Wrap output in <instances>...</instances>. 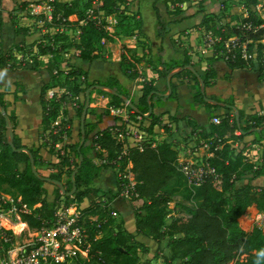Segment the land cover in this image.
Masks as SVG:
<instances>
[{
  "label": "trees",
  "instance_id": "trees-1",
  "mask_svg": "<svg viewBox=\"0 0 264 264\" xmlns=\"http://www.w3.org/2000/svg\"><path fill=\"white\" fill-rule=\"evenodd\" d=\"M98 1L101 3L102 10L112 12L123 0ZM183 1L165 0L164 3L167 7V2L175 4ZM239 1L247 10L245 15L236 16L237 25L227 24L226 30H222L221 26H217L212 18H206L202 23L213 35L220 38L219 43L222 45V50H225L222 44L223 40L234 36L238 42L246 45L248 51L254 53L253 58L246 60L240 57L239 52L234 57L230 56L226 60L229 69L243 68L256 61L257 70L262 71V62L264 61V25L262 26V24H264V19L250 9L251 6L257 4L258 0ZM50 2L55 9L52 11L51 20L47 23L48 26L67 25L69 15L80 12L79 8L82 11V9L90 7L93 0L85 2L82 0H52ZM22 3L25 5L27 2L23 1ZM152 8L155 16L154 34L162 40L169 32L172 20H167L164 17L155 2H153ZM173 8L174 15H179L182 12L180 7L174 6ZM81 31L80 39L77 42L69 41L63 31L55 33L50 37L49 45H38L40 53L55 55L57 51L67 50V47L74 46L79 50L77 59L81 63L91 64L100 57L98 40L102 38V46H106L111 38L94 22L89 23ZM60 40L62 43L57 51H54L52 47ZM159 50H161V46ZM6 59L0 56L2 67H5ZM155 60L158 78L164 81L173 68L191 64L187 51H183L180 59L172 58L166 61L160 54H157ZM56 63L57 60L53 59L46 64L45 72L48 76H54L53 70L57 68ZM262 72L264 73V71ZM71 73L75 74L76 71H71ZM84 75H87L86 71ZM214 76L213 69L204 70L200 75L204 88L211 85ZM173 77L180 80L181 78L192 80L193 100L203 104L211 113L215 111L217 105L206 101L205 95L200 90L199 81L191 70L182 69L174 73ZM94 84L106 86L114 90V93L96 89L97 92L108 98L107 106L101 112H97L96 108L92 106L87 108L84 120V140L80 148L77 150L80 140L75 143H67L66 147L69 148L72 157L62 156L59 162L54 164L57 170L45 176L58 180L63 185L60 188L53 184L51 199H49L50 183L32 172L28 154L25 151L14 150L8 144L5 136L6 121L0 112V191L11 194L14 199L19 196L20 201L30 208V211L20 213L21 221L30 228L38 229L42 225L50 224L57 208H65L71 202L80 203L85 198L89 203L82 210L84 216L96 214L97 219L101 220L107 215L110 208L109 201L119 196L121 181L115 175V187L117 186L115 190L95 185L103 166L107 165L105 163L96 164L94 158H102L104 150L108 159L119 156L116 163L119 162L121 171L126 164H130L129 171L133 174L134 183L132 186H128V189L132 193V200L141 201V204L134 209V233L146 236L157 243L166 239L169 254L165 259L169 264H226L231 260H233L232 264H264V224L263 226H252L247 233L246 222L243 220L246 213L264 215V148L262 147L261 163L255 165L244 155V152H248L250 143L243 140V137L249 134H253L252 142L254 143L264 140V114L245 115L238 111L239 122L237 124L235 114L230 115L229 108L218 123L210 121L207 126H198L200 128L194 140L204 139L210 143L213 154L208 158V161L214 168L217 177L207 178L199 185L190 188L185 177L177 168V150L172 145L163 142L154 146L144 144L141 149L127 147L124 152H121L123 144L116 140L117 132L111 125L105 124L106 119L104 118L110 115V108L132 110L133 114L141 115V117L149 108H152L153 111L146 118L150 122L148 129L151 130L155 124L161 123L162 112H155L154 109L163 107L166 100L176 98L174 83L170 80V95L161 97L154 91H164L166 84L164 83L163 88L158 90L154 79L146 80L142 83L135 101L130 91L119 81L118 76L115 73H107L105 77L87 81L83 88L75 86L74 95L81 91L84 92L88 86ZM17 91L18 89L14 91L15 97H17ZM42 95L43 89L40 91V96L42 97ZM90 95L91 91H89ZM3 96L4 91H0V105L6 110L7 103ZM123 96L134 104L137 111L125 103ZM89 101L91 102V96ZM83 106L84 100L75 111L77 117H80ZM66 112L64 109V113ZM89 114L93 118L87 117ZM56 115V107L48 110L46 106H43L41 128L43 132H49L53 141L58 139L59 132L71 135L69 128H61L57 133H50V121ZM7 122L14 131L15 115L7 113ZM123 124L117 125L119 130H123ZM194 125L192 123L189 126L192 128ZM258 127L262 128L254 130ZM235 129L239 130L238 134L234 133ZM78 134L80 137V128ZM234 143H237L238 146H232ZM13 144L15 148H28L33 156L35 166L41 163L40 147L46 146V142L41 145H25L14 133ZM79 155L82 156V160L77 167ZM74 170L72 181L71 174ZM248 174L250 176H247L245 183L235 185ZM127 180L124 181L128 182ZM180 182L189 187L186 201L179 203V209L177 208L175 213L170 214L174 212V209L170 208L168 204L170 202L168 187L172 183ZM73 183L75 190L70 192ZM103 196L106 197V201L100 199L96 201V198ZM190 197H197L198 202L192 203L189 201ZM37 203L40 205L34 206ZM85 220L89 232L90 258L88 260L76 258V264H138L136 248L127 242L130 234L109 227L108 224L111 221L109 216L108 220L101 223L99 227L90 226L88 218ZM97 229H102L103 234L94 239L93 232ZM9 232L7 231V233ZM7 245L8 243H3L2 249L0 248L2 254ZM242 254L246 256L239 258Z\"/></svg>",
  "mask_w": 264,
  "mask_h": 264
},
{
  "label": "rangeland",
  "instance_id": "rangeland-1",
  "mask_svg": "<svg viewBox=\"0 0 264 264\" xmlns=\"http://www.w3.org/2000/svg\"><path fill=\"white\" fill-rule=\"evenodd\" d=\"M85 1L87 0H82V2ZM37 2L43 4V1L41 0ZM153 2L156 3L158 10L164 15V17H166L167 20H172L170 30L162 40L155 36L154 30L152 31L151 28V23L155 18L152 8ZM19 4L20 2H17L15 9L10 12L12 13L11 18L10 14L7 16V18L11 19L12 23H18L17 16L20 12ZM166 5L167 7L165 6L163 0H123L122 2L117 4L112 12H105L100 8L101 3L98 0H93L90 7L84 8L82 9V11L81 8H79L80 12L69 17V24L65 26H62L61 24L48 26L47 22L43 19L44 14L42 12L39 14H31L30 6L27 5V7H25V15H28L29 17L34 16L35 19L39 21L36 22L33 20V22L30 23L31 28L29 29V35L31 36L30 39H33L35 44H33L34 46L32 47L28 46V48L27 45H25L26 50L22 54L19 53L18 49H15V53H6L5 56H7V62L4 69L6 71V74L9 75V70L12 68V66L24 67L25 64H28V66L30 67L28 68L27 73L23 74L22 76H18V79L21 82H23V79L25 77H29V79L26 84L17 85V97H13L15 96V94L12 95L10 102H12L13 104L12 108L11 105H9L10 110L8 112L15 115L16 131L17 133L28 139L24 140L27 141L26 144L33 143L34 145H41V143L46 142V146L40 147L41 163L35 166L37 172L40 175L47 176L50 172L56 171L57 168L54 164L58 163L62 156L72 157V153L69 151V148L66 147V144L75 143L81 139L78 134L80 117H77L75 115V111L79 104L85 99L84 94L86 90L84 92H79L77 95H74L75 86L83 88L86 86L87 81L105 77L108 71L111 73H115L118 76L119 81H133V86H136L140 80L135 81L134 77L136 76V73L140 74L141 76H146L145 74L141 73L144 72L142 65L151 63L150 61L153 59V51L156 50L157 42L161 47H165L164 45L168 41V39H172L175 46L185 48L189 51L194 52L196 55V60H193L192 63H194L195 65H201L199 61L202 60L204 56L208 55L209 50H211L212 56H216L212 58H222L224 61H226L225 57L223 56L226 48L225 50H222V45L219 43L220 38L213 35L202 22L206 18H212L213 20H215L217 26H221L222 30H226L227 24L237 25L236 16H240L242 14L245 15L247 10L239 0H185L182 3L176 2L175 4L167 2ZM177 5L184 10L183 12H181L182 14L180 13L179 15H174L172 13L174 9L173 7ZM52 6L54 11L55 7L54 5ZM250 9L253 10L255 14L259 15V17H262V19H264V0H258L257 4L251 6ZM93 22L95 23V25H98L101 29L109 34L108 36L111 38V41H109L106 46H102V38L98 40L99 42L97 45L99 46L98 48L100 57L91 64L81 63L77 59L76 49L74 46L67 47V50L58 52L57 49L59 48L60 43H62V40H60L55 46L52 47L54 51H57V54H43L39 57L38 52L40 53V50L38 49V46L36 47V45H49L51 43L50 37L55 33L62 31L68 36L69 41L71 40L77 42L80 39L82 33L81 30L89 23ZM263 25L264 24H262V26ZM17 26L19 28L24 27L19 26L18 24ZM189 34L196 35L193 41V46L191 44L189 46V42H186V36H188ZM180 36L183 37V40ZM141 37H143V39ZM231 39L237 40V38L234 36L226 38L225 40H223V46L227 42L229 43ZM137 45L141 47V49L139 48L138 53H136L135 50V48H137ZM14 47L17 48L19 47V45L16 44L14 45ZM216 48L219 49L216 51ZM53 59L57 60V68L53 70L54 76L50 77L45 72V68L46 64L50 61H53ZM18 61L19 64L16 65ZM35 61L37 63H35ZM12 63L14 64L12 65ZM254 63L255 67H258L256 61H254ZM262 65V71H264V61L262 62ZM43 71L45 73V76L36 81L35 79L40 77V74ZM71 71H76V73H71ZM85 71L87 72V75H84ZM194 74L196 75V73ZM215 76L211 80L212 83L214 82ZM60 84H63V86H60ZM211 85L208 88H210ZM92 86L93 85L88 86L89 91H91V102L89 101L88 107H95L97 112H101L107 106L108 98L97 92V88ZM41 89H43L42 97L40 96ZM24 90L25 94H22L21 92H23ZM103 91L106 92L107 90L103 89ZM191 98L193 99V97ZM27 101H30L31 104H27ZM43 106H46V109L48 110L53 107L57 108L56 117L54 119H51L50 121V133H57L61 128H69L71 135L68 136L64 132L60 134L59 132L58 139L53 141L52 136L49 134V132H43L41 128ZM64 109H66V113H64ZM16 111H18V113ZM8 112L6 111V113ZM110 112L111 113L108 117H104L108 122H106L105 124L111 125L114 131L118 132L120 128L117 127V125H121L123 122L121 112L119 111L113 113L112 110ZM16 113L21 114L20 120V116H18ZM125 115L126 114H124V117ZM87 117L93 118V116L90 114L87 115ZM160 117L162 118L163 115H161ZM141 123H144L145 125L149 124L147 121ZM161 123H164L165 126L158 124H155L153 126V128L156 130V135L159 136L156 138L159 140L163 139V141H161L163 143H170V145L172 146L174 145L173 147L177 150L178 162L181 163L184 160L194 156L190 152V150L193 151L192 146L196 141L194 140L197 137L196 129L195 132H190L188 130L190 132L189 136L191 138L190 144L189 146H186V148L185 146L179 145V149H181V153H179V150L177 148L179 142L177 143V140L173 141L169 138V136L172 134L171 128H173V126H169V120H165L164 117L162 118ZM126 127L127 130L131 132V129L134 126L130 123H127ZM172 130H174V128ZM143 131L146 132L145 129H143ZM188 131L185 133L187 134ZM160 135H163V137ZM166 135H168V137ZM115 138L118 141V138H120L119 134L116 133ZM124 139L125 141H130L128 142V144L126 141L124 145H131L132 147H135L134 140L131 137ZM154 139L151 140L154 141L155 144L159 142L158 140L155 141ZM180 139H182V137ZM201 140L204 139H199L198 141ZM20 142L22 143L21 140ZM182 142L183 141H181V143ZM250 148L248 150H250ZM185 151L188 152V156H185ZM254 151H256V155L254 156V158L257 157L255 165H259L261 162V149L259 147L257 150L254 149ZM102 153L103 156H107L106 152L103 151ZM108 160V163L104 162L107 166H103L101 175L95 181V185L101 186L105 189L113 188L115 190L117 189V186L115 187V179L116 177L120 176L121 171L119 169V163L112 165L114 162V158ZM99 161H101V159H99ZM122 171L125 172L126 176L122 178L121 175L120 181L128 179L132 183L134 181L133 174L131 172L125 171L124 169H122ZM246 180L247 177H243L241 181L236 182L235 185H241L245 183ZM48 183H50L49 199H51L54 185L52 182ZM187 185L180 182L172 183L168 187V190L170 191V202L168 204L170 208L174 209V212H171L170 214L175 213L177 208L179 209V203L186 201V197L189 191L188 188L193 187L189 185L188 187ZM0 195L4 197L5 201L10 203L8 207L2 206V208H0V211H3L2 215H0V236L5 235L6 231H10L8 233L11 234L12 243L10 248L13 247L10 253L12 255H15V250L22 244L30 241L35 230L33 228H30L25 222H23L25 224V227L19 228L18 226V224L22 222L19 212L25 210L23 208L19 209V207L15 205V202H17L20 197L18 196L14 199L11 194L4 191H0ZM99 199L101 201H106L105 196H103L102 198H96V201H98ZM189 201H191L192 203H197L198 198L192 197ZM88 203L89 201L86 198L83 199L81 203L75 204L74 202H71L67 206L65 213L66 215H74L75 213L79 212V210L82 211L85 207H87ZM140 204V200L134 201L131 199V197L127 198L124 195L120 194L117 198L109 201V213L105 215L101 220H98L97 215L94 214L88 215L87 217L84 216V218L81 219V222L83 223L84 219L88 218V221L91 222L90 226L99 227L101 223L108 220L109 216V218L111 219L108 224L109 227H113L114 230L119 229L126 234H130L127 242L136 248L138 264H169V262L165 259L169 254V247L167 245L166 239H163L161 242L157 243L146 236L134 233V209ZM39 205L40 204L37 203L34 206L38 207ZM28 211H30V208L27 207V211L24 212ZM243 220H245L246 222V231L248 233L252 226H263L264 215L261 213H246L243 216ZM93 233V238L96 239L102 236L103 231L102 229H97ZM87 243L90 242L86 239V244ZM87 246H89V244H87ZM86 250H88V248ZM0 253L2 254L1 251ZM87 253V251L82 250L79 257L88 260L90 258V254L88 255ZM245 256V254H242L239 256V258H243ZM232 263L233 260L229 261L226 264ZM65 264H76V259L72 257L68 259Z\"/></svg>",
  "mask_w": 264,
  "mask_h": 264
},
{
  "label": "crops",
  "instance_id": "crops-1",
  "mask_svg": "<svg viewBox=\"0 0 264 264\" xmlns=\"http://www.w3.org/2000/svg\"><path fill=\"white\" fill-rule=\"evenodd\" d=\"M23 1L24 2L26 1L27 3L25 5H23V3H22ZM42 1H43L42 3L46 2V0H42ZM163 1H165V0H163ZM17 2H20V4H19V11L20 12L17 16V18H18L17 24L19 26H24L21 28H19L16 23H12V21L10 19L11 14H12L10 12L15 9ZM180 3H182V2H180ZM27 5L30 6V9H31L32 5H40V3L37 2V0H22V1L21 0H0V56H2L4 53L3 57L7 58V56H5L6 53H9V54L11 52L15 53L16 52L15 49H18L19 53L22 54L26 50L25 45H27V48H28V46L29 47L34 46L33 44H35V43H34L33 39H30L31 36L29 35L30 34L29 29L31 28L30 23L33 22V20L36 22H39V21H37V19H35L34 16H31L32 17L31 18L28 15H25V13H26L25 7H27ZM177 7H179V6L177 5ZM39 9H40V7H38V10ZM181 9L183 12L184 9L183 8H181ZM41 12L44 14L43 15L44 21H46L48 23L49 20H47L46 14L43 11H40L39 13H41ZM39 13H37V14H39ZM9 14H10V18H7V16ZM72 15H75V14H72ZM72 15H69L67 17V21H69V17H71ZM177 21H175V22H177ZM61 25L65 26L63 24H61ZM151 28L153 31L154 30V19L151 23ZM195 36H196L195 34H189L188 36H186L187 37L186 42H189V46H190V44L193 46V44H194L193 41H194ZM180 37L183 40V37L182 36H180ZM141 38L143 39V37H141ZM173 42L174 41H172V39H170V40L168 39V41L164 45L165 47H161L162 50H159L160 44L157 42V45H156L157 47L155 46L156 50L153 51V57H152L153 59L150 61L151 63L150 64L147 63V65H142L144 72H141V73L145 74L146 76H141L140 74L136 73V76L134 77L135 81L140 80L136 86H133V84H132L133 81L129 82L128 80H126L125 82H122L120 80V82L130 91V93L134 97L135 101L137 100V97L139 95V91H140V88L142 86V83L144 81H146V79H148V80H150L151 78L154 79V84L158 90L163 88L164 83L166 84V89L164 91H154L155 93H157L161 97H167L168 95H170V93H171L170 80L172 83H174L175 90H176V98L166 100L163 107L155 108L154 111L160 112V113L162 112L161 115H163L165 120H167V121L169 120V122H170L169 126H173L174 130H172L173 128H171L172 134L169 136V138L173 141L177 140V143L179 142V144L177 146L179 153H181V149H179V145L185 146V148H186V146H189L190 141H191L189 134H190V132H192L191 131L192 129H196V131L198 132V130L200 128L198 126H201V127L207 126V124L211 121L213 116L217 115L218 118H221L224 114H226V112H228L229 108H230V110H229L230 115H232V114L236 115V112L238 113V111H241L245 115L253 114V113L264 114V73L262 71L257 70V67H255V63H253V64L251 63L249 65H246L243 68L229 69L227 66V61H224L222 58L221 59L212 58V57H216V56L215 55L212 56L211 50H209L208 55L204 56V58L199 61V63H201V65H199V64L195 65L194 63H192L193 60H196L195 53L192 51H189L185 48L175 46V44ZM16 44H18L19 47L15 48L14 45H16ZM37 46L38 45H36V47ZM7 48H9V49H7ZM133 48H135V47H133ZM139 48L141 49V47L139 45H137V48H135L136 53L139 52ZM6 49H7V52H6ZM183 51H187L189 58L192 60V61L190 60V62L193 65L194 70H191V71L196 73V77L199 81V85H200V80L202 81L200 75L204 72V70L206 68L207 69L210 68V69H213L215 71L216 76H215L214 82L212 83L211 87L208 88L209 87L208 86L207 88H204V85H203V90H204V95H205L206 101H208L209 103L217 105V108L215 109V111L213 113L208 111L203 104L195 102L191 98L192 94L194 92L193 88H192V83H193L192 80L189 81L187 78H181V80L176 79L175 77L172 78L174 73H176L177 71H180V70H178L179 67H184L186 65L177 66V67L173 68L167 74L165 81L162 80L161 78H158L157 71L155 68V62H156L155 59L157 57V54H160L163 60L168 61L172 58L180 59ZM38 54H39V57L41 55H43L39 52H38ZM6 62H7V59H6ZM35 63H37V62L35 61ZM13 64L14 63H12V65ZM18 64H19V61L17 62L16 65H18ZM191 64H187V65H191ZM32 67H34V66H32ZM4 68L5 67H2L0 65V91H4L3 98L7 103L6 111L8 112L10 110L9 105H11V108H12L13 103L10 101H11L12 95H14V91L16 90L17 85L18 84H20V85L26 84L28 79H29V77L23 76L25 78L23 79V82H21L18 79V76H22L23 74L27 73L28 68H30V67L28 66V64H25L24 67L12 66V68L9 70L10 71L9 75L6 74V71ZM183 69H188V68L184 67ZM139 72H140V70H139ZM107 73H111V72L108 71ZM44 74L45 73L43 71L40 74V77L36 78L35 80L38 81V79L45 76ZM167 81H168V84H167ZM200 89H201V85H200ZM22 94H25V90L23 91ZM13 97H15V96H13ZM226 100H227V102H226ZM27 104H31V102L27 101ZM132 105H133V107L132 106H130V107H132V109L134 111H137L134 104H132ZM122 111L124 114H126L125 117H124V114L122 113ZM148 111L146 113H144L143 116L141 117V115L133 114L132 110L127 111V109H125V108H120L121 116L123 118L122 123H126V124L130 123L132 125L138 124L140 128L141 127L144 128L146 130V132L152 136L151 139L153 140L154 138L159 137V136L156 135V133H155L156 130L153 127L151 130L148 129V126L150 124L149 120L146 119L148 117V114H147ZM152 111H153V109L151 108V112ZM16 112L18 113V111H16ZM17 115L20 116L19 117V120H20L21 114H17ZM121 116H119V117H121ZM138 116H139V118H137ZM162 118L160 117L161 122H162ZM238 118H239V116H238ZM146 121L149 123V124L147 123L148 125L141 123V122H146ZM106 122H107V120H105V123ZM192 123H194L195 125L192 128H190L189 125H191ZM174 124H175V127H174ZM158 125L165 126L164 123H160ZM261 128L262 127H258L257 129H261ZM187 131H188V133L186 134L185 132H187ZM193 132H195V130ZM14 133H16L18 135V137L20 138V140L22 141L23 144H25V145L31 144V143L26 144L27 141H24L26 139V137L17 133L16 128H14ZM234 133L238 134L239 130L235 129ZM160 136L163 137V135H160ZM166 136L168 137V135H166ZM181 137H182V139H180ZM252 139H253V134H249V135H246L243 137V140L245 142H247L248 144L250 143V147L252 149L250 148V150H248V154H249L248 158L249 159L253 158L251 160H253L252 162L255 164L257 157L254 158V156L256 155V151H254V149L257 150L260 147V149H261L260 155H262V147L264 148V140L260 141V143H254V142H252ZM26 140H28V139H26ZM154 140L155 141L158 140L159 141L158 143L163 141V139L159 140L157 138ZM181 141H183V142L181 143ZM261 144H262V146H261ZM232 146L237 147L238 144L234 143ZM187 153L188 152L185 151V156H188ZM251 153H254V154H251ZM251 160H249V161H251ZM247 176H250V174L245 175V177H247ZM133 226H134V224H133Z\"/></svg>",
  "mask_w": 264,
  "mask_h": 264
},
{
  "label": "built area",
  "instance_id": "built-area-1",
  "mask_svg": "<svg viewBox=\"0 0 264 264\" xmlns=\"http://www.w3.org/2000/svg\"><path fill=\"white\" fill-rule=\"evenodd\" d=\"M50 1H46L40 5H32L30 13H39L41 10L46 14L47 19L51 20L53 6ZM38 7H40L39 10ZM224 46L226 50L223 56L226 60L230 56L234 57L238 52L240 57L245 60L254 57V53L248 51L246 45L238 42L236 39H231L230 42H227ZM78 53L79 50L76 49V54L78 55ZM111 110L113 113H116L120 111V108H110V111ZM137 118H139V116ZM219 120L220 118H218V116H213L211 119L213 123H218ZM133 126L134 127L130 132L127 130L126 123H124L123 130H119L117 132L120 137L118 138V141L122 142L123 144V150L121 152H124V149L127 147H132L131 145H124L126 141L127 144L130 142L128 140L125 141L124 139H127L128 137H131L134 140V146L138 147L139 149H141L144 144H149L151 146L155 145V142L151 140L152 136L149 133L143 131L144 128H140L138 124H133ZM210 147V143L206 140L195 141L192 146L194 152L190 150L194 156L184 160L181 163L178 162L177 158V168L183 174L186 183L189 186H197L207 178L213 179L217 177L214 168L208 161V158L213 154ZM244 155L247 158L249 157L247 151L244 152ZM118 158L119 156L114 158L113 164L116 163V159ZM99 159H101V161H99ZM252 161L253 160H251V162ZM94 162L96 164L104 162L108 163L109 160L107 156L102 155V158H94ZM118 163L119 162L116 164ZM129 165L130 164H126L123 169L130 172ZM122 172L123 171L120 172V176L122 175V178H124L126 175L124 172V174ZM127 181L128 182L121 181V191L119 195L121 194L127 198H130L132 193L128 189V186H132L134 181L132 183L130 180ZM9 204L10 203L5 201L4 197L0 195V208H2V206L8 207ZM15 205L19 207V209L23 208L25 209L24 211H27L26 204L22 203L20 199L15 202ZM66 209L67 207L57 208L53 213V218L50 224L42 225L38 229H34L35 231L31 237V240L18 247L15 250V255L10 253L13 249V247L10 248L12 243L11 234H8L6 231L5 235H1L0 248L2 249L3 243H8V245L3 250V254L0 253V264H65V262L72 257L75 259L80 258L79 255L82 250L87 251V254L89 255L90 243H87L89 246L86 244V239L89 240V232L88 229H86L87 227L85 228L86 220L84 219L83 223L81 222V219L84 218L83 212L79 210V212L75 213L74 215H66ZM2 212L3 211L1 210L0 215H2ZM19 213H21V211ZM87 248L88 250H86Z\"/></svg>",
  "mask_w": 264,
  "mask_h": 264
},
{
  "label": "water",
  "instance_id": "water-1",
  "mask_svg": "<svg viewBox=\"0 0 264 264\" xmlns=\"http://www.w3.org/2000/svg\"><path fill=\"white\" fill-rule=\"evenodd\" d=\"M190 70H194L193 67L191 65H186L184 66ZM184 67H179L178 70H181L183 69ZM177 71V70H176ZM168 78V77H167ZM167 84H168V81H167ZM200 85H201V92L204 94V90H203V82L200 80ZM92 87H95L97 89H104V90H107V92H110V93H114V90L106 87V86H102V85H99V84H94ZM89 99H90V96H89V88L86 89L85 91V99H84V106H83V109H82V112H81V115H80V125H79V128H80V132H81V139H80V143L79 145L77 146V150L80 148V145L81 143L83 142L84 140V120H85V117H86V111H87V108L89 106ZM123 100L129 105V106H132L133 105L131 104V102L123 96ZM0 112L1 114L4 116V119L6 121V127H5V136H6V139H7V142L8 144L12 147V149L14 150H18V151H25L28 156H29V160H30V165H31V169H32V172L37 175L38 177L42 178V179H45L47 182H52L53 184H56L58 187L62 188L63 185L60 181L58 180H54V179H51L49 177H45V176H42L40 175L36 168H35V165H34V159H33V156L32 154L30 153L29 149L26 148V147H19V148H15L14 147V144H13V138H14V131H13V128L10 124H8L7 122V113H6V110L3 106L0 105ZM151 113V108H149V111H148V115ZM147 116V115H146ZM236 123L238 124L239 122V118H238V113L236 112ZM257 129V128H254V130ZM253 130V129H251ZM81 160H82V156L79 155V159H78V164H77V167L80 165L81 163ZM74 173H75V170L72 172L71 174V180L73 181V176H74ZM75 190V185L73 183V186H72V189L70 192H73Z\"/></svg>",
  "mask_w": 264,
  "mask_h": 264
},
{
  "label": "bare ground",
  "instance_id": "bare-ground-1",
  "mask_svg": "<svg viewBox=\"0 0 264 264\" xmlns=\"http://www.w3.org/2000/svg\"><path fill=\"white\" fill-rule=\"evenodd\" d=\"M18 226H19V228H22V227H25V224H24L23 222H20V223L18 224Z\"/></svg>",
  "mask_w": 264,
  "mask_h": 264
}]
</instances>
